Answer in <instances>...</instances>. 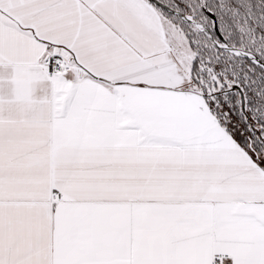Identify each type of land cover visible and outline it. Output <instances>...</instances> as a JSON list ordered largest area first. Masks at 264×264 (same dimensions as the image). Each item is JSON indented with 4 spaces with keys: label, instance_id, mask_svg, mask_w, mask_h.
Here are the masks:
<instances>
[{
    "label": "snow or ice",
    "instance_id": "6c2138e0",
    "mask_svg": "<svg viewBox=\"0 0 264 264\" xmlns=\"http://www.w3.org/2000/svg\"><path fill=\"white\" fill-rule=\"evenodd\" d=\"M0 264H264V0H0Z\"/></svg>",
    "mask_w": 264,
    "mask_h": 264
}]
</instances>
